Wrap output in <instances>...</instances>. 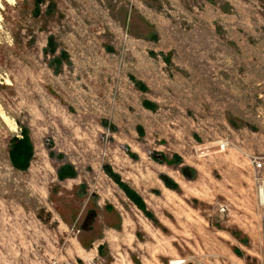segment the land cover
Here are the masks:
<instances>
[{"label":"rangeland","instance_id":"374dc122","mask_svg":"<svg viewBox=\"0 0 264 264\" xmlns=\"http://www.w3.org/2000/svg\"><path fill=\"white\" fill-rule=\"evenodd\" d=\"M52 1L0 0V264H264V0Z\"/></svg>","mask_w":264,"mask_h":264},{"label":"trees","instance_id":"16d2710c","mask_svg":"<svg viewBox=\"0 0 264 264\" xmlns=\"http://www.w3.org/2000/svg\"><path fill=\"white\" fill-rule=\"evenodd\" d=\"M51 1V5L54 4V1ZM46 0H32V4L34 6V15L36 17L40 16L42 13V7L45 5ZM55 39L54 37L50 36L48 38V48L45 50V53L54 55L56 53L55 47ZM62 63V62H61ZM34 149L30 137L27 131H24L21 137H13L10 140L9 145V157L11 163L14 168L18 170L25 171L29 167V164L33 158ZM154 161L158 163H163L168 166L176 167L179 169L180 173L189 180H192L196 177V170L184 164L183 160L174 155L173 157H168L160 153H154L152 155ZM105 173L113 180V182L121 189L127 199L135 205L144 215L145 217L149 218L152 221H155L152 212L149 211L147 208L144 200L142 197L133 189L131 188L126 182H124L121 177L116 174L110 167H105ZM76 176L74 170L69 166H62L58 170V177L60 180H64L67 178H74ZM161 180L163 184L170 190L177 191L179 190L178 184H176L171 178L167 176H162ZM85 187V185L83 186ZM94 199L96 196L93 197ZM97 209L98 206L96 202L93 200L90 203L89 208L85 212L83 222H82V230L87 231L91 229L92 225L96 221L97 218ZM105 209L109 211L112 215H114V219H116V225L113 226L114 228H119L120 225V217L117 212L113 209L112 206L107 205ZM105 245H101L98 247L99 254L102 255Z\"/></svg>","mask_w":264,"mask_h":264},{"label":"built area","instance_id":"2783aa9c","mask_svg":"<svg viewBox=\"0 0 264 264\" xmlns=\"http://www.w3.org/2000/svg\"><path fill=\"white\" fill-rule=\"evenodd\" d=\"M225 145H220V149H222V150H225ZM258 165H259V163H258Z\"/></svg>","mask_w":264,"mask_h":264},{"label":"bare ground","instance_id":"6f19581e","mask_svg":"<svg viewBox=\"0 0 264 264\" xmlns=\"http://www.w3.org/2000/svg\"><path fill=\"white\" fill-rule=\"evenodd\" d=\"M260 194H261V196H262V190L260 191Z\"/></svg>","mask_w":264,"mask_h":264}]
</instances>
